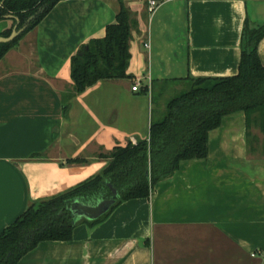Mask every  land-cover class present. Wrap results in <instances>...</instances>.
<instances>
[{
	"label": "crops",
	"instance_id": "1",
	"mask_svg": "<svg viewBox=\"0 0 264 264\" xmlns=\"http://www.w3.org/2000/svg\"><path fill=\"white\" fill-rule=\"evenodd\" d=\"M121 1L136 22L133 78L98 81L70 99L66 116L71 59L106 35ZM161 1L151 14L147 0H60L0 60V233L33 202L102 173L115 147L148 139L156 86L236 75L246 20L264 25V0ZM258 52L264 64V38ZM261 132L243 112L225 117L206 158L182 162L150 197L95 225L79 220L72 240L40 242L18 264H264ZM76 158L84 162H68Z\"/></svg>",
	"mask_w": 264,
	"mask_h": 264
},
{
	"label": "trees",
	"instance_id": "2",
	"mask_svg": "<svg viewBox=\"0 0 264 264\" xmlns=\"http://www.w3.org/2000/svg\"><path fill=\"white\" fill-rule=\"evenodd\" d=\"M59 1L0 0V20L14 15L22 27L34 16L17 39L0 44V60ZM135 25L132 11L121 1L115 22L106 27V35L92 39L72 57L73 85L72 92L64 97V115L69 113L70 99L98 81L133 78L127 71ZM11 32L12 28L0 35L9 36ZM263 38L264 25L251 28L246 20L236 75L191 78V88L168 102L161 120L152 121L148 139L115 147L104 156L109 161L102 173L66 192L33 202L0 233V264H18L40 242L72 240L77 224L73 222L71 204L77 198L95 203L102 198L115 197V204L104 216L94 221L83 220L95 225L121 203L150 197L156 184L171 176L182 162L208 156L210 132L229 115L243 112L248 128L257 124L264 133V64L258 52ZM68 162L80 163L84 159H69Z\"/></svg>",
	"mask_w": 264,
	"mask_h": 264
},
{
	"label": "water",
	"instance_id": "3",
	"mask_svg": "<svg viewBox=\"0 0 264 264\" xmlns=\"http://www.w3.org/2000/svg\"><path fill=\"white\" fill-rule=\"evenodd\" d=\"M6 19H15L16 25L12 29V32L9 36L0 35V44L2 43H10L17 39L22 33L26 31L30 22L33 20L34 16H32L22 27L18 28L19 20L14 15H6ZM114 194H116V190H113ZM115 197L111 198H102L97 200L95 203H86L82 201V199L77 198L71 204V212L73 217V222L76 224L79 220H89L94 221L106 213L110 211L112 206L115 204Z\"/></svg>",
	"mask_w": 264,
	"mask_h": 264
},
{
	"label": "rangeland",
	"instance_id": "4",
	"mask_svg": "<svg viewBox=\"0 0 264 264\" xmlns=\"http://www.w3.org/2000/svg\"><path fill=\"white\" fill-rule=\"evenodd\" d=\"M8 22H13V19L4 18V19L0 20V32H2L1 30L3 28H6ZM190 88H191V82L190 81L186 82V83H182L180 85H175L173 83H167L163 87H157L156 86L154 92L152 93L153 94V103H154L153 104V110H154L153 111V121L161 120L166 114V108H167L168 102L172 98H174L175 96L181 94L182 92L188 91ZM177 89L180 91H176ZM263 134L264 133L262 131L261 132V138H263V136H262Z\"/></svg>",
	"mask_w": 264,
	"mask_h": 264
},
{
	"label": "built area",
	"instance_id": "5",
	"mask_svg": "<svg viewBox=\"0 0 264 264\" xmlns=\"http://www.w3.org/2000/svg\"><path fill=\"white\" fill-rule=\"evenodd\" d=\"M161 2H162L161 0H147L149 12L151 14H154L156 12V10L158 9V7L161 5ZM145 46L150 47V43H145ZM139 88H140L139 83H136L133 86L134 91H138Z\"/></svg>",
	"mask_w": 264,
	"mask_h": 264
},
{
	"label": "flooded vegetation",
	"instance_id": "6",
	"mask_svg": "<svg viewBox=\"0 0 264 264\" xmlns=\"http://www.w3.org/2000/svg\"><path fill=\"white\" fill-rule=\"evenodd\" d=\"M13 22H14V23H13V25H12V27H11L12 29L14 28V26H15L16 23H17L15 19H13ZM18 28H20V27H19V24H18ZM2 32H3V31H2Z\"/></svg>",
	"mask_w": 264,
	"mask_h": 264
}]
</instances>
